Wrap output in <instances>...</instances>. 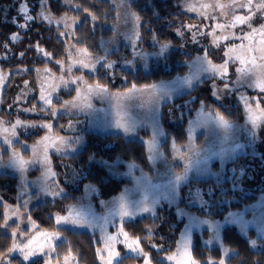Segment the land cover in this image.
<instances>
[{
	"label": "rangeland",
	"instance_id": "obj_1",
	"mask_svg": "<svg viewBox=\"0 0 264 264\" xmlns=\"http://www.w3.org/2000/svg\"><path fill=\"white\" fill-rule=\"evenodd\" d=\"M109 2L115 9L116 20L111 22L112 33L108 36L100 37L98 40V48L94 51L88 47L89 42L87 44L85 42H77L78 40L83 39L78 34H75L74 31L78 23L73 25L72 28H65L63 23H55V20L60 19L65 16V14L55 15L52 13L54 21L51 24H49L47 20H43L49 25L60 27L61 32L68 33L67 36H64L67 44L66 58L58 63V69L55 68L52 70L48 67H43V69L39 71L36 79L37 96L35 102H38L41 108H45L44 114H51V108L54 107L57 110V114L55 116L58 114H66L70 116L65 125L61 127V133L54 134L51 131L52 120L36 121L31 119L27 122L22 119L18 113H16V116L10 124H7L0 119V172L15 174L18 180V190L16 196L18 199L15 203L3 202V214H5V212L8 213V224L14 223L16 225L14 229L9 230L11 236L13 231L17 232L15 237L12 236V245L13 243H16L22 247L27 244L29 240H32L33 243L31 247L38 251V255L30 257L28 261L23 260L19 251L11 253L9 258L13 255H17L25 263L41 259V264H45V261H48L49 264H66L64 257L68 256L69 253H65L60 257H57L56 255L55 246L63 239L61 232L56 229L58 227L94 232L97 234L100 241L98 248H103V240L107 236L116 235L118 230L121 227L123 228L122 222L124 220L133 219L142 215H154L157 208L163 202L168 205H174L176 203L179 196L175 199L172 198L170 181L174 179L175 174H182L184 172V165L188 162V156H191L192 164L191 170L188 173L189 180H220L224 175L225 163L233 160L238 154L246 152L252 153L255 151L254 141L251 136V131L253 129L251 123L249 122V111L245 106V100L249 102L251 114L257 118V124H264V115L261 113V109H264V107H262L260 102L259 105L256 103V101H264V92H261L260 88L256 86L260 78L264 76V59H262V57H264V35H261L260 32L252 33L246 26L239 24H236L235 27L227 26L231 24L233 15H243L248 10L238 8L233 10L227 7V5L231 4L232 0H181L182 9L184 11L203 20L202 25H199L197 33H204V36L207 39L206 46L201 51L195 53L192 57L184 61L186 65L185 72L176 74L169 79L159 80L152 83L160 85L161 82H163L168 85V90L171 93L170 97L162 96L159 93L152 94L144 88V85L136 87L140 91L134 92L130 98L123 96L116 98L114 94L125 93L129 88L125 90H112L106 87L107 92L99 93L95 91V85L97 83L88 81L86 74H94L95 71L101 67V65L96 64L94 71L90 68H83L79 61L84 60V62L87 63L88 59L80 52L81 49H87L91 57L94 58L97 56H105V54L111 50H124L125 48H128L131 53L130 57H127L124 54V51H120L119 56L114 58L107 57V59L115 62L113 67L121 66L131 70L136 68L147 70L150 67V60L162 59L169 50L163 56H160L157 55V52L159 51L158 46L150 50H141L137 46V52L142 51L147 55L143 57L134 55L132 43L126 38V36L131 35L129 31L131 23L126 22L125 20V5L121 3V0H109ZM130 2L131 0H127V3ZM258 2L259 0H253L254 4ZM186 3L195 5L196 10L188 11L186 9ZM204 4H210L213 6L216 4H222L226 7H201V5ZM253 11H255L254 8ZM200 13H204L208 17H215V19L205 18V15H201ZM30 14H32L31 11ZM15 16L16 14L8 17V19L12 21V18ZM67 17L69 18V24H71V20L73 18H78V16L70 15H67ZM20 22L22 23L23 21L21 20ZM217 24H224L226 27L218 28ZM245 35H247L246 39L243 38ZM224 36H227L228 39H223ZM216 37H220V39L217 41ZM238 37L240 38L238 39ZM218 44L223 46L221 52H217L212 49ZM122 46L126 47L122 48ZM205 50L207 51L208 59L214 64L219 65L224 63L226 60L228 61L227 78L224 80V83H229L230 91L223 93V99L226 100L229 98V95H234L242 106L244 118L240 122L231 121L233 123V128L230 133V138L225 140L223 130L217 128L214 122H212L208 117L207 113L209 111L200 107L195 115L188 121L186 141L183 144L175 143L176 147L180 149V152H176L173 149V141L166 145V147L162 143L165 138V133L159 123L160 107L166 100L189 91L194 85L199 83L204 78L212 77L215 80H221L219 77H213L209 72L202 71L201 63L197 61L196 58L203 57L205 55ZM226 52L228 53L227 56L225 55ZM11 55L12 50L9 45L3 51L0 50V58H7ZM44 57L47 58L48 56H45L44 54ZM241 60H244L243 64H241ZM126 61H132V63L127 64L125 63ZM69 68L71 69L70 71ZM237 69H242V72H237ZM0 75L4 76L3 81L0 82L1 93V90L8 79V72L0 70ZM61 76H63L65 81H71L80 77H82V80H78L77 84H69V87L74 89V93L71 97L65 99L61 98L59 102L55 103L54 97L57 95L58 90L66 88L63 86L60 79ZM183 77L193 78V86L191 88L182 84L179 78ZM238 77L240 78L239 81ZM214 84L220 89H223L224 84L219 85L216 81L212 82L211 97L216 100L212 94L214 91ZM249 84H252L253 86L250 87ZM89 86L93 87V91H89ZM77 87L80 89L79 96L75 90ZM42 92L45 96H51L52 105L46 106L44 101L40 99ZM22 94L23 93L17 96V100H21L23 97ZM157 96H159V99ZM72 100L75 101L76 106L65 108L64 101ZM216 101L223 103V101L220 100ZM31 109L26 110L27 112L24 109H22V111L37 114L35 110L32 111ZM118 113L121 116L126 115L127 117H131V119L136 122L137 127L134 133L125 134L122 129L114 126V122L118 118ZM17 120H20L23 125L50 124L51 128L42 127L43 132L41 136L34 142L28 143L21 138V135L27 132H32L35 127L16 126V128L13 129L12 126ZM154 121L159 124L164 136L157 138L158 151L155 153L156 158L154 160H149L148 145L145 142L149 141L152 137ZM70 123L72 127H69ZM259 127L255 129V132ZM141 129H146L149 136L144 137ZM189 129L192 130L191 141L189 140ZM86 131L103 134L120 133L128 138H138L143 141L146 147V161L143 163H136L120 158L108 160L105 158L93 157L92 160H96L97 162L104 160L111 165L110 168H105L110 175L121 178V187L113 194L104 197L99 194V190L94 184L84 183L81 194L78 195L74 202L67 206V210L64 213L53 214L55 228L35 230L34 228L36 222L31 212L32 206L44 199H53L62 195L66 186L72 188L76 187L78 181L81 179V173H79V170L77 168H73L72 166L71 168H67L59 177H57V172L53 168L52 158H58L60 155L77 152L80 148H82L85 142ZM60 137H63L65 140H75L76 137H80L81 143H73L71 147L65 148L60 143ZM6 141H12V143L9 144ZM14 142H17L16 146H13ZM190 143L193 146V149L198 150V152H189L187 146ZM236 143L243 144L245 147L232 152ZM57 148H61L62 150L58 152L56 150ZM2 150L6 151L5 154ZM22 150H25V152ZM14 152L18 154L19 158L28 162L24 165L23 172H21L19 168L11 165L10 157H12ZM45 155L47 156L46 163L44 162ZM181 155L185 158H181ZM208 157L211 158L209 159ZM205 160H207L206 164ZM197 161H199V163ZM261 162L264 163V160ZM129 164H135V167L129 169ZM49 167L51 172L55 173L54 176L50 174L47 176L45 175V172ZM205 169L207 171H205ZM249 175L251 176V173ZM237 176L239 177V172L237 173ZM231 178L232 176L228 177L230 189L232 190ZM239 183L235 189H239L241 187ZM208 187L209 186L202 188L194 184L193 191H195V188L207 191ZM222 191H227V189L223 187ZM222 191L218 192L217 196L222 195ZM55 193L59 194L56 195ZM121 195L125 196L126 202L129 206L128 211L132 213L131 215L125 216L123 219H121L118 207V198L121 197ZM187 195L188 190L185 198H187ZM205 199L208 198L205 197ZM101 201L104 203H101ZM154 201L155 204L153 203ZM218 203H221V201L209 200L210 206L204 211L206 213H210ZM186 204L188 207L197 206L201 209L199 203L189 204L187 199ZM141 205L154 208V211H142L140 208ZM178 209H182L185 213L198 217L201 220L210 219L221 224L220 239H214L213 231L208 225L202 224L192 228L190 241L187 240L182 234L184 233L185 226L189 223V215H177L179 218L183 219L184 223L179 232L175 249L161 256L168 264H190L189 253L192 257H194L191 251L192 236L194 232H198L200 234L201 244L204 247L211 248L213 246H217L221 250L220 259H214L209 254H207L205 259L202 261L197 260L195 257L194 258L199 262H203L211 257L214 261H216V264H219L221 259L225 264L227 257L232 252L222 243L221 231L223 227L227 225L235 226L238 231L245 236L247 235L249 229L254 230V237L249 238L250 245L253 248H258L260 246V243L256 240V238H264V231H262L264 230V190L257 194V198L254 201L244 204L241 209L229 210L221 217L210 218L208 216L198 215L184 206L175 207L176 214ZM14 212H17V214L13 215ZM230 212L240 213L243 216V220L246 222L243 231L241 230V226L239 224L225 223V218L228 217ZM57 216L66 217L67 220H62L59 224H57ZM87 222H90V224ZM123 230L125 231L124 228ZM203 230H206V232L201 234V231ZM26 231H28V233ZM52 233H58V238H50L49 234ZM24 236L25 238L23 239ZM130 237L135 238L131 235ZM119 239L123 240V237L120 236ZM209 240H211L210 243H208ZM252 240L256 241L255 246L252 245ZM118 244L123 246L126 254L137 255L135 252L130 251L123 243H117L115 245L117 251H119L117 247ZM40 245H43L42 251L39 249ZM224 248L228 249L227 253L224 252ZM168 256H172L173 259L167 260L166 258ZM97 259L99 264H102L98 255ZM67 264H77L74 255L71 254V256H69ZM141 264H143V262Z\"/></svg>",
	"mask_w": 264,
	"mask_h": 264
},
{
	"label": "trees",
	"instance_id": "obj_2",
	"mask_svg": "<svg viewBox=\"0 0 264 264\" xmlns=\"http://www.w3.org/2000/svg\"><path fill=\"white\" fill-rule=\"evenodd\" d=\"M73 2L81 5L79 10L74 6L65 4L63 0H49L51 13L78 16L79 22L74 31L83 39L77 42H85L86 44L89 42L88 47L92 51L97 50L99 38L112 33L111 22L116 20L114 7L109 0H73ZM28 3L32 14L39 11L38 0H28ZM130 3L132 10L141 16L143 24V27L140 28L142 39L138 42V48L141 50L154 48L151 39L153 32L162 43L170 41L173 47L162 59L150 60V67L147 70L141 68L131 70L121 66L109 70L100 67L94 74H86L88 81L99 83L112 90H125L132 87L133 84L136 87L149 85L181 74L186 70L184 61L201 51L207 44L205 36L197 33L203 20L184 11L181 0H131ZM16 7L17 0H0V50L5 49V44H8L12 50L11 56L0 58V70L8 72V79L0 93V119L10 124L18 113L27 122L31 119L36 121L52 120L51 131L54 134L61 133V127L65 125L70 116L66 114L52 116L50 113L44 114L45 110H40V104L35 102L37 96L36 79L43 67L52 70L59 68L57 61H62L67 55L66 38L59 35L61 33L60 27L49 25L40 19L30 22L26 29L21 30L8 19V17L16 14ZM84 8H88L100 18L93 24L91 17L83 11ZM181 25H196L197 28L192 31L197 33L195 40L198 42L193 41L191 33L187 29H184L183 37L177 35L176 30ZM15 32L18 33L19 37L17 40L11 41L10 35ZM37 45L43 49V52L37 50ZM124 47L126 46H122V48ZM222 48L223 46L218 44L212 49L221 52ZM120 51H124L127 57L131 56L128 48L111 50L105 55L108 58H114L119 56ZM44 53L49 54L47 58L44 57ZM213 81L219 85L224 84V81L215 80L212 77L204 78L189 91L162 103L159 123L165 133L162 142L165 147L171 141L177 144H183L186 141L188 121L202 107L201 101L204 102L203 109L219 111L230 121L240 122L244 118L242 106L234 95L231 94L226 100L223 99V103L211 97ZM21 93H23V97L21 100H17V96ZM73 93L72 87L61 88L54 97V102H59L61 98L71 97ZM259 102L264 107V101ZM174 105L181 107L177 109ZM34 106L37 114L26 113V110L33 109ZM22 109L26 112H23ZM42 132L43 128L37 125L32 132L22 134L21 138L31 143L37 140ZM141 132L144 137L149 136L146 129H141ZM256 134L255 151L238 154L233 160L225 163L222 180H190L192 185L195 184L202 188L219 182L229 193L226 198L227 202L216 204L217 206L214 209L211 208L210 213L202 211L197 206L188 207L185 198L188 186L182 184L179 190V198L174 205L163 202L154 215H142L122 222L123 228L129 235L140 238V246L149 253L152 264H168L161 256L173 251L176 247L184 221L177 216L175 207L184 206L198 215L216 218L221 217L229 210L241 209L244 204L254 201L257 194L264 190V163L261 162L262 159L254 157L255 153L264 154V124L260 125ZM16 144L17 142H14L13 146ZM22 151L25 152V150ZM2 152L5 154L6 151L2 150ZM89 157L108 160L120 158L143 163L146 161V147L142 140L128 138L120 133L103 134L86 131L85 142L77 152L52 158L57 177L72 166L79 170L81 179L76 187H65L64 185L65 191L62 195L53 199H44L32 206L31 212L36 222L35 230L55 228L53 214L64 213L67 206L81 194L84 183L94 184L98 188L99 194L104 197L113 194L121 187V178L110 175L104 166L96 160H90ZM241 166L245 168L246 175L239 178L241 187L232 191L228 177L233 176V168H236L238 173ZM17 187L18 180L15 174L0 172V225L4 224L3 202L15 203L17 201ZM14 227H16L14 223H9L7 227H0V255L6 254L12 245V236L9 230L14 229ZM56 229L63 235V239L55 246L57 257L71 251L77 264H99L96 249L99 247L100 241L96 233L64 227ZM149 229H151V235H149ZM28 231L26 232L28 233ZM205 232L206 230H203L201 234ZM253 237L254 230L252 229H249L245 236L235 226L223 227L221 231L222 243L232 251L225 264H264V238H256L260 246L253 248L249 242V238ZM153 244L156 247H151ZM117 247L121 252L123 264H141L143 262L142 256L126 254L121 244H118ZM191 251L193 256L200 261L205 259L207 254L214 259L221 257L219 247L207 248L201 244L198 232L193 233ZM9 259L12 264H41V259L25 263L17 255H13Z\"/></svg>",
	"mask_w": 264,
	"mask_h": 264
},
{
	"label": "snow or ice",
	"instance_id": "obj_3",
	"mask_svg": "<svg viewBox=\"0 0 264 264\" xmlns=\"http://www.w3.org/2000/svg\"><path fill=\"white\" fill-rule=\"evenodd\" d=\"M65 4H68L69 6H74L77 10L80 9L81 5L79 3H76L73 5V0H64ZM121 3L125 5V20L126 22L131 23V28L129 29L131 35L126 36L127 39L132 43V48L134 55H139V56H146V53L137 52V46L138 42L142 39L141 33H140V28L143 27V24L141 22V16L136 12L132 10V4L127 3V0H121ZM38 7L39 11L35 12L34 14H30V9H29V3L28 0H17V7H16V16L12 18V23L16 25L20 29H26L29 26L30 22H34L38 19L40 20H47L49 24L53 23L54 17L51 13L50 5H49V0H38ZM203 8H209V7H217V8H224L226 7L225 5L222 4H216V5H210V4H204L201 5ZM227 7L235 10V9H247L248 11L245 12L243 15H233L232 17V22L231 24L227 25L230 27H235L236 24L246 26L248 29L251 30L252 33L255 32H260L261 35H264V0H259L258 3H253V0H232L231 4L227 5ZM253 8L255 11H253ZM186 9L188 11H195L196 7L193 4L186 3ZM83 11L88 14V16L91 17V21L94 22L97 21L100 17L91 12L88 8H84ZM201 15H205L204 13H200ZM205 18H211L215 19V17H208L205 15ZM23 21L22 23L20 21ZM69 18L65 14V16L61 17L58 20H55V23L60 24L63 23L65 28H72L73 25L77 24L79 22L78 18H73L71 20V24H69ZM218 28H224L226 25L224 24H217ZM194 28H197L196 25H181L180 28L176 30L177 35L183 37L185 32L184 29H187L189 33H191L192 39L194 42H198L195 40L197 33L193 32L192 30ZM149 31H152L149 29ZM201 35H204V33H200ZM213 34V33H210ZM60 36H67V32H61L59 33ZM240 37H238L239 39ZM244 39L247 38V35L243 37ZM18 39V33H14L11 35L10 40L15 41ZM152 42H153V47L159 48V51L157 52V55L163 56L173 45L171 44L170 41L168 42H161L157 35L153 32L151 36ZM220 37H216V40L218 41ZM223 39L227 40L228 37L224 36ZM5 48L8 47L7 44L4 45ZM37 50L43 52V49L39 48V45H37ZM80 52L85 56V58L88 59V62L85 63L84 60H80L79 63L83 68H90L91 70H95V65L100 64L101 67H104L106 69H112L114 65V61H109L107 59V56H97V57H91V55L88 53L87 49H81ZM45 56H48V53H44ZM23 55V53H21ZM225 55L227 56L228 53L226 52ZM197 61L201 63L202 66V71L204 72H209L212 74L213 77H219L222 81L226 80L227 78V64L228 61L226 60L222 64H214L212 63L211 60L208 59L207 51L205 50V55L203 57H197ZM264 59V57H262ZM103 62V63H102ZM241 64L244 63V60L240 61ZM57 63H60L57 61ZM125 63L131 64L132 61H126ZM71 69L69 68V71ZM63 71V67H62ZM237 72H242V69H237ZM4 79L3 75H0V82H2ZM63 86L64 87H69V84H77L78 80H82V77L73 79L71 81H65L63 79V76L60 77ZM182 82L183 85H186L187 87L191 88L193 86L192 83V77H183L179 78ZM238 77V81H239ZM249 86H253L252 84H249ZM260 88L261 92H264V76L260 78V80L257 82V85ZM144 88L148 90L152 94H157L159 93L162 96H168L170 97L171 93L168 90V85L164 84L161 82L160 85L157 84H152V85H145ZM214 91H213V96L216 98V100L222 101L224 96L223 93L230 91V86L229 83H224L223 89L217 88L216 85H213ZM77 91V95H80V89L77 87L75 89ZM89 91H93V87L89 86ZM95 91L99 93H104L107 92L106 86L100 85L97 83L95 85ZM140 91L136 88V85L133 84L131 88L127 90L125 93H116L114 94L116 98H120L121 96L130 98L131 95L136 92ZM159 99V96H157ZM40 99L44 101V104L46 106L52 105V99L51 96H45L43 92L41 93ZM257 105H259V101H256ZM75 101H64V107L69 108V107H75ZM201 106H204V102L201 101ZM245 106L249 111V122L252 125V131H251V136L253 141L257 138V134L255 132V129L259 127L260 125L257 124V118H255L251 114V108L249 105V102L245 100ZM175 108L179 109L181 107L180 105H174ZM32 111L35 110V106ZM41 111H44L45 108H41ZM262 115H264V109H261ZM57 114V110L53 107L51 108V115L55 116ZM208 117L211 119L212 122L216 125L217 128H220L224 132V139L228 140L230 138V133L233 128V123L228 120L224 114H222L219 111H209L207 113ZM154 119V116H153ZM16 126H22V127H37L35 124L31 125H23L20 120H17L16 123L12 126L13 129L16 128ZM114 126L116 128H120L124 131L125 134L129 133H134L135 129L137 127V124L134 120L131 119V117H127L126 115L121 116L118 113V118L114 122ZM39 127H47L51 128L50 124L46 125H39ZM69 127H72L71 123L69 124ZM164 136L163 131L160 129L159 124L154 121L153 123V134L152 137L149 141H146L145 143L148 145V159L149 160H154L156 158L155 153L158 151V137ZM192 138V130L189 129V140L191 141ZM46 139V138H45ZM60 143L65 147H71L73 143L79 144L81 143V138L76 137L75 140H65L63 137L59 138ZM7 143L11 144L12 141H6ZM189 149V152H198V150H194L193 146L191 143L187 146ZM245 145L236 143L235 147L232 149V152H235L236 150L243 149ZM173 149L176 152H180V149L176 147L175 142H173ZM58 152L61 151V148L56 149ZM75 150V149H73ZM221 155V154H217ZM254 157H258L262 160H264V154L260 153H255ZM181 158H185L183 155H181ZM209 159L211 157H208ZM89 159H93V157H89ZM187 163L184 165V172L182 174H175L174 179L170 181L171 184V196L173 199H175L177 196H179V190L182 184H186L188 186V195H187V202L189 204H194V203H199L201 210L207 209L209 205V200H220L221 202H226V198L228 196V191H222L223 190V185L217 182L216 184L210 185L207 188V191H202L200 188H195V191H193V185L191 181L189 180L188 173L191 170L192 164H191V156L187 157ZM10 162L11 165L14 167L19 168L21 172L24 171V165L28 162L24 161L22 158L18 157V154L15 152L13 153L12 157H10ZM45 163L47 162V156L45 155ZM199 163V161H197ZM102 166L110 168L111 165L108 164L107 161L101 160L99 162ZM207 163V160H205V164ZM135 167V164H129V169H132ZM205 171H207L205 169ZM233 176L231 178V183H232V190L234 191L235 188L237 187L239 183V178L244 177L246 175V170L243 166L239 168V177L236 175L237 169L233 168L232 169ZM55 175V173L51 172L50 167L47 169L45 172V175ZM91 187V186H88ZM95 190V189H93ZM62 191V190H61ZM222 191L221 196H217L218 192ZM58 195L59 193H55ZM207 197L208 199H205ZM101 203H104L101 201ZM155 204V201L153 202ZM118 207H119V214L121 216V219H123L125 216L131 215L128 211V204L126 202L125 196L121 195V197L118 198ZM142 211H154V208H149L146 205H141L140 206ZM18 212V209H17ZM17 212H14L13 215L17 214ZM177 215L179 216H184V215H189L188 213H185L182 209L177 210ZM8 213L5 212L4 214V224L0 225V227H7L8 226ZM62 220H67L66 217H61L57 216L56 217V222L59 224ZM75 222V221H74ZM90 224V222H87ZM225 223H231V224H239L241 226V230H244V227L246 225V222L243 220V216L240 213H232L230 212L228 214V217L225 218ZM208 225L209 228L213 231V238L216 240L220 239V229L222 227L221 224L218 222H215L210 219H199L198 217L189 215V223L185 226L184 233L182 234L187 240L190 241L191 238V230L194 227H197L199 225ZM18 227V226H17ZM264 231V230H262ZM149 235H151V229L148 230ZM17 235L16 231L12 232V236L15 237ZM50 238L55 239L58 238L59 234L58 233H52L49 234ZM122 236L123 240L119 239V237ZM211 240L208 241L210 243ZM33 241L29 240L27 244L23 245L22 247L19 246L16 243H13L12 247L8 248L7 253L4 255H0V264H12L11 260L9 259V256L11 253L15 251H19L23 257L24 261H28L30 257H35L38 255V251L33 249L31 247ZM104 247L103 248H97L96 253L99 256L102 264H114V261L116 264H123V259L121 256V252L116 250L115 245L117 243H123L125 246L132 252H135L138 256L143 257V264H152V260L149 257V253L144 251L143 248H141L140 245V238L139 237H130L129 233L124 231L123 228L121 227L116 235H110L107 236L104 240ZM252 245H256V241L252 240L251 241ZM151 247H156V245H151ZM40 251L43 250V245L39 246ZM228 249L224 248V252L227 253ZM69 256H71V251H69V255L65 256V262L67 264L69 260ZM167 260H172V256H168L166 258ZM189 261L190 264H216V261H214L211 257H209L206 261L199 262L197 261L194 257L191 256L189 253ZM45 264H49L48 261H45ZM219 264H224V261L221 259L219 261Z\"/></svg>",
	"mask_w": 264,
	"mask_h": 264
}]
</instances>
